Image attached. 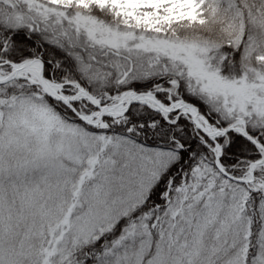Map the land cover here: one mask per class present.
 <instances>
[{"label": "snow or ice", "instance_id": "1", "mask_svg": "<svg viewBox=\"0 0 264 264\" xmlns=\"http://www.w3.org/2000/svg\"><path fill=\"white\" fill-rule=\"evenodd\" d=\"M0 264H264V0H0Z\"/></svg>", "mask_w": 264, "mask_h": 264}]
</instances>
